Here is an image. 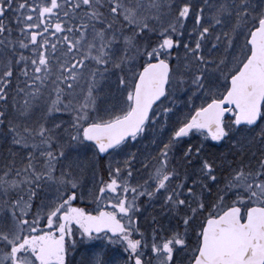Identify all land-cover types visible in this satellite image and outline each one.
Segmentation results:
<instances>
[{
	"label": "snow or ice",
	"instance_id": "1",
	"mask_svg": "<svg viewBox=\"0 0 264 264\" xmlns=\"http://www.w3.org/2000/svg\"><path fill=\"white\" fill-rule=\"evenodd\" d=\"M0 264H264V0H0Z\"/></svg>",
	"mask_w": 264,
	"mask_h": 264
}]
</instances>
